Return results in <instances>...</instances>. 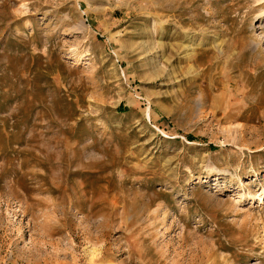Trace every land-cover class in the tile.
Masks as SVG:
<instances>
[{"label": "rangeland", "instance_id": "rangeland-1", "mask_svg": "<svg viewBox=\"0 0 264 264\" xmlns=\"http://www.w3.org/2000/svg\"><path fill=\"white\" fill-rule=\"evenodd\" d=\"M0 264H264V0H0Z\"/></svg>", "mask_w": 264, "mask_h": 264}, {"label": "bare ground", "instance_id": "bare-ground-1", "mask_svg": "<svg viewBox=\"0 0 264 264\" xmlns=\"http://www.w3.org/2000/svg\"><path fill=\"white\" fill-rule=\"evenodd\" d=\"M201 106V102H200V104H199V107Z\"/></svg>", "mask_w": 264, "mask_h": 264}]
</instances>
